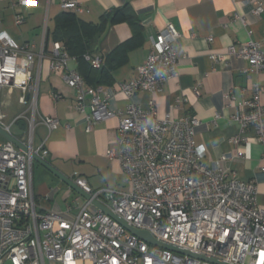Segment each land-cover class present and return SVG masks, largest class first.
I'll return each mask as SVG.
<instances>
[{
    "label": "built area",
    "instance_id": "2783aa9c",
    "mask_svg": "<svg viewBox=\"0 0 264 264\" xmlns=\"http://www.w3.org/2000/svg\"><path fill=\"white\" fill-rule=\"evenodd\" d=\"M19 1L24 5L37 0ZM244 2L253 6L255 16L264 12L262 0ZM61 7L82 13L72 0H63ZM22 22L17 16L16 23ZM48 36L46 18L41 43L34 51L33 44L16 43L0 24V93L19 91L18 103L23 108L8 122L7 105L0 103V130L11 135L17 122H27V152L0 134V264H214L145 242L93 202L107 207L130 228L149 233L158 243L221 264H264V209L257 204L256 183L241 179L235 172L230 177L228 171L205 162V148L195 140V130L200 126L197 118L160 119L154 100L149 111L135 102L139 93L156 94L178 75L174 48L180 37L177 28L168 24L151 37V50L138 67L137 78L115 87L128 100L123 114L109 110L107 92L102 100V89L88 86L69 66L76 60L62 43L49 46ZM211 57L215 63L236 57L248 61L256 73L264 70V52L255 41L231 45L225 55ZM45 59L51 72L60 74L76 92V111L85 118L88 131L120 115L119 148L108 150L105 156L120 163L128 185L126 192L93 190L77 178L74 184L89 200L80 205V197L75 199L64 213L53 208L39 210L33 191V156L45 158L48 152L45 142L35 148V133L40 125L49 134L60 127L57 118L39 117L38 113ZM87 59L94 68L102 65L100 58ZM255 91L259 95L262 89L257 86ZM237 107L233 121L242 129L254 126L264 146V106L254 100ZM66 128L72 129L70 125Z\"/></svg>",
    "mask_w": 264,
    "mask_h": 264
},
{
    "label": "crops",
    "instance_id": "0c3cea01",
    "mask_svg": "<svg viewBox=\"0 0 264 264\" xmlns=\"http://www.w3.org/2000/svg\"><path fill=\"white\" fill-rule=\"evenodd\" d=\"M62 1L37 0L21 5L19 0H0L1 28L16 43L33 44L37 51L47 18L50 46L54 42L50 33L54 30L55 19L65 12ZM72 1L79 4L82 13L68 12L88 23H99L102 16L125 5H129L135 14L136 20L132 23L127 20L115 24L108 22L105 31L94 42V53L90 55L92 60L100 58L104 65L106 58L113 57L118 47L126 42L131 44L125 54L116 56V59L125 56L126 61L121 65L108 59L109 65L116 66L112 70L113 84L97 87L102 89V100H105V92L110 96L108 108L114 113L123 114L128 105L127 98L115 87L137 78L138 67L146 62L151 50L150 38L168 24L177 28L180 37L174 48L179 60L178 75L167 81L156 94L139 93L135 102L149 111L154 100L160 119L197 118L200 126L195 130V140L205 148V162L214 169L228 171L230 177L235 172L245 181H254L257 204L264 209V146L259 142L254 126L242 129L233 121L238 114L237 106L244 101L258 100L264 106V70L256 73L248 61L236 57L220 63H215L211 57L213 54L225 55L231 45L249 41L259 42L264 52V12L260 17L255 16L253 6L244 0ZM262 2L264 5V0ZM17 16L23 18L20 25L16 23ZM209 37L213 39L211 42ZM69 66L78 69L76 61H71ZM42 72L39 117L60 121V127L51 134L44 126L37 128L35 148L39 149L45 142L48 152L42 159L73 182L77 178L85 180L93 190L109 188L117 193L126 192L128 185L120 163L109 161L105 156L108 150L119 148L120 115L95 124L88 131V123L76 111V92L64 83L60 74L51 72L47 59ZM257 86L262 89L259 95L255 91ZM19 95V91L0 93V103L7 105L8 122L23 111L18 103ZM87 113L91 111L88 109ZM66 125L72 129H67ZM26 132L27 122L21 120L12 127L11 135L24 146ZM33 191L42 212L53 208L64 213L75 199L80 197V205L85 200L37 162L33 167Z\"/></svg>",
    "mask_w": 264,
    "mask_h": 264
},
{
    "label": "trees",
    "instance_id": "16d2710c",
    "mask_svg": "<svg viewBox=\"0 0 264 264\" xmlns=\"http://www.w3.org/2000/svg\"><path fill=\"white\" fill-rule=\"evenodd\" d=\"M127 20L132 23L136 20L135 14L129 5L117 8L102 16L99 23H88L80 20L76 14L65 11L55 19L53 32L50 33L53 43H62L70 57L74 58L78 64V73L84 78L85 83L97 88L101 85H112V70L114 65H109L108 59L121 65L126 61L125 56L116 59L120 53H126L130 48V42H126L118 47L113 57L106 58V63L100 68H94L87 58L94 53L93 44L96 39L105 31L106 24H115Z\"/></svg>",
    "mask_w": 264,
    "mask_h": 264
},
{
    "label": "water",
    "instance_id": "95a60500",
    "mask_svg": "<svg viewBox=\"0 0 264 264\" xmlns=\"http://www.w3.org/2000/svg\"><path fill=\"white\" fill-rule=\"evenodd\" d=\"M0 134L5 139H7L8 141L12 142L22 152H27L26 147L25 146H22L21 144H19L12 135L7 134L6 132H4L2 130H0ZM33 160H34V162H37V163L41 164L46 170H48L49 172H51L52 174H54L58 179H60L64 184H66L68 187H70L73 191H75L76 193H78L81 197H83L86 200H89L90 199V197L88 195L84 194L80 190V188H78L74 184V182L72 180H70V179L65 178L64 176H62L60 173H58L56 170H54V168H52V166L48 162H46L44 159H42L41 157H39L37 155H34L33 156ZM93 204H94V206L97 209L101 210L102 212H104L107 215H110L115 221H117L120 225L124 226L129 232H131L132 234H134L138 238L144 240L145 242H147V243H149L151 245L158 246V247L167 249L169 251H172V252H175V253H178V254L188 255V256L195 257V258H199V259H203V260H206V261H210V262H212L214 264H221V263H218L216 261H212V260H209L207 258L200 257V256H197V255L188 253L186 251H183V250H180V249H177V248H174V247H170V246H167V245L158 243V242L155 241V239L149 233L144 232V231H138V230H135L133 228H130L125 222H123L122 220L118 219L117 217L111 215V213H110V211H109V209L107 207L101 205L98 202H93Z\"/></svg>",
    "mask_w": 264,
    "mask_h": 264
},
{
    "label": "rangeland",
    "instance_id": "374dc122",
    "mask_svg": "<svg viewBox=\"0 0 264 264\" xmlns=\"http://www.w3.org/2000/svg\"><path fill=\"white\" fill-rule=\"evenodd\" d=\"M16 97H17V94L15 95V97H14V99H16ZM1 100V99H0ZM21 112V111H20ZM23 112V111H22ZM37 137V131H36V133H35V138ZM36 143V142H35ZM35 143H34V146H35ZM36 147V146H35Z\"/></svg>",
    "mask_w": 264,
    "mask_h": 264
}]
</instances>
